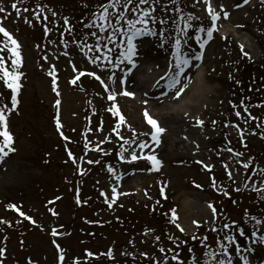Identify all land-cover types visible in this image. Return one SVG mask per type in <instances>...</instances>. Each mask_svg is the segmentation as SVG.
Wrapping results in <instances>:
<instances>
[{
    "label": "rangeland",
    "instance_id": "rangeland-1",
    "mask_svg": "<svg viewBox=\"0 0 264 264\" xmlns=\"http://www.w3.org/2000/svg\"><path fill=\"white\" fill-rule=\"evenodd\" d=\"M107 2L0 0V6L5 8V12L0 13V25L20 44L23 64L19 71L24 74L17 97L21 108L17 106L7 114L9 130L15 135L12 146L16 151L0 163V220L6 221L0 223V248L6 249L0 261L3 264H151V261L160 263L167 256L169 259L163 263L176 264L169 262L173 252L168 250H174L181 259L184 256L179 250L186 245L190 259L197 258L199 264L203 260L205 264H214L212 257L204 253L215 252L220 256L223 244L229 248L233 264H244L241 256L247 258L248 264H264V242L261 241L264 237V171H261L264 170V0H249L248 4L243 0H211L220 17L210 40L206 31H197L211 26L205 0H149L147 5H141L155 8V12L147 25L137 27H147L157 33L135 41L136 67L151 76V83L141 92L125 87L129 74L138 69L120 57L124 47L120 45L119 33L110 43L96 26L101 22L93 14L98 17L100 6ZM13 3L17 4L21 15L17 16L12 9ZM221 5L228 12L227 18L223 16ZM176 8L180 11H175ZM45 16L47 20L43 19ZM126 16L132 18L133 14L128 12ZM181 16L193 17L189 21L193 27L187 34L177 31V25L183 28ZM65 17L69 25L64 24ZM25 18L31 24L26 23ZM112 22L115 23L114 17ZM45 25L52 29L47 35ZM68 27L72 28L71 32L66 31ZM161 31L163 37L159 35ZM91 32L98 33L100 42L112 49L108 55L111 63L103 59L95 64L89 61V57L108 52L104 48L97 52L84 47L85 42L89 46L98 43L96 37L89 35ZM197 36L201 41H208L203 49ZM177 37L182 41L181 54L190 59L187 70L190 66L199 70L196 75L200 91L191 92L189 96L183 92L176 96V91L185 88L191 68L181 74V83L175 88L168 86L169 80L163 84L168 79L165 73H171L170 65L175 63L172 47ZM5 41L0 33V48ZM197 54H201V59H195ZM0 55L11 69L7 50ZM257 63L262 65L259 71L252 66ZM129 68L133 71L129 72ZM53 70L59 96L52 90L53 76L49 73ZM81 71L84 75L76 79ZM89 72L95 75H88ZM73 79H76L75 84L71 82ZM77 83H90V90L99 91L102 95L97 101L98 108L105 111L100 124L96 123L93 130L90 124L84 134L76 127L81 126V107L89 102V99L85 102L88 91L83 97V89L75 88ZM158 89L167 100L166 109L160 111L173 113L174 117L171 130L159 134V144L152 140L153 129L144 115L150 101L146 98L157 100L153 91ZM126 91L133 95H124ZM57 99L59 106L55 104ZM3 103L11 105V89L0 80V104ZM34 103L39 109L38 116L32 109ZM113 105L119 115L109 111ZM244 107L249 111L244 112ZM237 111L241 112L240 117L236 116ZM260 112L263 118L258 119ZM57 113L60 133L71 126L78 138L74 139L73 148H70L72 143L66 145L76 158L75 163L63 155L62 146L49 134L53 124L56 126ZM148 113L152 117L151 109ZM249 113L256 119H249ZM87 115L93 117L90 112ZM141 142L148 147L141 150L138 147ZM82 144H87V148L80 153ZM229 148L232 152L227 150ZM133 150L139 157L135 161L131 160ZM237 152L242 155L236 156ZM118 153H122L124 159ZM144 155L159 159L158 169H154L152 163H145ZM89 160L98 163L90 164ZM244 163H248V169L243 167ZM229 171L232 180L228 177ZM204 173L211 176L207 181ZM162 176L171 200L167 201L169 198L165 196L166 205L173 203L165 210L173 214L170 232L180 239L168 248L157 242L160 231L164 230L163 218L143 212L135 202H147L148 194L159 185L158 179ZM221 189L230 195H223ZM77 197L87 203L77 204ZM209 203L217 209L215 217ZM9 204L16 205L24 217L19 218L7 207ZM163 204L156 202L153 206L159 209ZM120 214L126 215L129 221H123V215L119 218ZM194 221L199 222V226ZM226 223L229 228L223 227ZM53 228L58 235H52ZM226 233L234 241L224 239ZM204 237L207 239L202 244L200 239ZM187 239L191 240L188 242H192V249ZM168 240L170 245L171 240ZM161 248L165 249L164 253ZM61 251L63 262L59 258ZM89 251L94 255L88 256Z\"/></svg>",
    "mask_w": 264,
    "mask_h": 264
},
{
    "label": "snow or ice",
    "instance_id": "snow-or-ice-1",
    "mask_svg": "<svg viewBox=\"0 0 264 264\" xmlns=\"http://www.w3.org/2000/svg\"><path fill=\"white\" fill-rule=\"evenodd\" d=\"M149 2V0H138V2L134 3V0H108L107 4H103L101 5V11L99 13V16L97 17L95 14L94 18L98 21H100L101 23H98L96 26L99 28L100 32H104L106 38L108 39V41L114 42L113 41V37L117 36V34L119 33V38H120V45L124 47L123 51H120V57H122L124 60H126L128 62V64H130L132 66V68L136 67V61L134 60V57L137 56V44L135 43V41L137 40L138 37H142V36H147V35H157L156 32H152L150 29H148L147 27H137V25H147L149 23V18L152 17V13L155 12V8H149V7H141V5H147ZM155 2V0H154ZM244 4H248L249 0H243ZM205 4L207 5L208 8V13L211 17V26L207 27V29H205L204 27H200L197 29L198 32H205L207 33V37L208 40H210L212 38L213 35V31L216 28V21L219 19L220 17V12H217L214 10L213 5L211 3V0H205ZM132 5V7L130 8L129 6ZM237 7H240L239 4L236 5ZM12 9L15 10L16 15L19 16L21 15V10L17 7L16 3H13L11 5ZM39 7V6H38ZM110 9L112 10V12L110 13ZM122 9V10H119ZM224 6L221 5V11L223 12V16L225 18L228 17V12L224 11ZM24 11H28V9H24ZM175 11L179 12L180 9L176 8ZM5 12V8L0 6V13H4ZM132 13L133 17L129 18L128 16H126V13ZM138 13V15H137ZM53 17L56 16V13L53 12L52 13ZM113 17L115 18V23L112 22ZM37 19H40L39 15H37ZM43 19L47 20L48 17H43ZM181 21L183 22V28H180L179 25L176 26L177 31L178 32H184L185 34H187V30L192 28L193 25L191 23H189L190 20L193 19V17L189 16L187 18L181 16L180 17ZM25 22L31 24L30 20H27V18H25ZM153 22L154 19H153ZM161 23H163V21H161ZM64 24L65 25H69V21L68 19L65 17L64 18ZM126 25V27H125ZM107 29H112L111 32H108ZM52 29L48 28L46 25L44 27V33L45 35H47ZM66 31L71 32L72 28L68 27L66 29ZM0 33L3 34V36L6 38V41L4 42L3 48H0V52H3L5 49L7 50V52L10 54V59H11V69H9V67H6L5 65V57L3 55H0V80H3L4 84L6 85L7 88L11 89V105L9 106L7 103H3L0 104V137H2V140H0V161H2L5 157H7L9 155V153L11 152H15L16 149L12 146L14 143L13 140V135L9 130V126H8V115L11 112H13L14 110H16L17 105L19 103L18 101V94L21 88V84H20V78L21 76H23V72L19 71L20 67L23 64V58L21 56V52H20V44L18 43V41L12 36V34L7 31L2 25H0ZM89 35L96 37L98 43L93 45V46H89L86 42L84 43V47L88 48L89 51H97V52H101L102 48L104 49H108L107 53H103L102 55H96L95 57H89V61L93 64H95L97 61L99 60H107L109 63H111L110 60H108V55L112 52V49L108 48L107 44H102L100 42V37L98 35V33L96 32H91L89 33ZM159 35L161 37H163L164 33L163 31H161L159 33ZM61 37H63V33H61ZM197 42L199 43V46L201 49L204 48L205 44L208 42L207 40H203L201 41L200 37L197 36L196 37ZM62 43H65V41H63V39L61 40ZM181 39L179 37L176 38L172 50H173V56L175 58V63L174 65H170L172 71L171 73H165L166 76L169 77V84L168 86L170 88H175L177 85H179L181 83V73L184 72V69L186 67H188V65L190 64V59L187 55H182L181 54ZM186 43V41H185ZM79 46V45H78ZM81 51H83V49H81ZM65 55H67V53H65ZM245 55L247 56L248 54L245 53ZM196 60L201 59V54H197L195 56ZM69 63H71V61H69ZM73 68L75 70V65H73ZM128 71H131V68L128 69ZM49 75L53 76L52 79V90L53 92H56L57 96H59V92L57 91V84H56V77L54 74V70L53 72H50ZM84 75V72L81 71L79 72V75L76 77V79H79V76ZM88 75H95V73L89 72ZM76 79H73L71 82L73 84L76 83ZM96 79L100 80L99 76H96ZM111 79V77H110ZM102 84H104V81L101 80L100 81ZM238 84L240 83V81H236ZM121 83H123V81H121ZM107 85L105 84V88L107 89ZM184 91V87H180L179 89H177L176 91V96H179L182 92ZM124 95H133V93L131 92H124ZM109 99H112V96L109 95ZM243 103V101L241 102ZM55 104L57 106H59L60 104V100L57 99L55 101ZM235 107V105H234ZM109 111L113 112V115H119L118 111L115 110V105H113L112 109H109ZM248 108L244 107V112H248ZM145 118L147 120V122L152 126V133H151V137L152 140L154 142H156L157 144H159L160 140H159V134L163 133L165 131V129H163L162 127H160L158 125V122L153 119L149 113L147 111H145L144 113ZM236 116L240 117L241 116V112L237 111L236 112ZM249 119H256L255 117H252L251 114L249 113ZM123 121V117H121V122ZM55 123H56V128L57 131H60L61 129V122L58 118V113H57V118H55ZM199 124H203V121H198ZM213 123L215 124L216 122L213 121ZM245 123H247V119L245 120ZM61 136L67 140L68 137H65L63 135V133H60ZM241 140H243V133L241 131ZM125 143H128L127 140H125ZM85 147L87 148V144H85ZM138 147L143 150L144 148H147L148 145L147 143L141 142ZM121 149L126 151L124 149V146L121 145ZM229 152H232V149L229 148L227 149ZM118 155H120L121 159H124V156L122 153H118ZM236 156H240L242 155V153H235ZM68 156L70 159H72L73 163L76 162V158L74 157L73 153L71 151L68 152ZM147 160L151 161L153 168L154 169H158V167L161 164V161L159 159H157L154 155H147L145 157ZM139 159L138 155L136 154V152L133 150L132 154H131V160L135 161ZM88 163H98V161H91L89 160ZM205 167H209L208 165H205ZM243 167L245 169H248L249 165L248 163H244ZM225 168L227 169V165H225ZM109 171H112V168L109 166ZM264 171V170H261ZM81 174H83V171H81ZM228 177L230 180L233 179L232 173L229 171L228 172ZM215 186V185H214ZM257 191H259V189H255ZM221 191H223L221 189ZM236 191H240V189H236ZM163 194V192H162ZM101 195H104V193L102 192ZM223 195L225 196H229L230 193H228L227 191H223ZM113 197H115V189H113ZM56 199H59V197H57ZM77 204L80 203H87V201H81L79 199V197H77ZM209 208L212 211L213 217L216 216L217 214V209L215 208V206L211 203H209ZM8 208H12V209H16L17 211H19V209L17 208L16 205L13 204H9L7 205ZM109 207H111V203H109ZM21 216H24L25 214L23 212H20ZM28 219H31L30 217H26ZM6 221H2L0 220V223H5ZM34 223V221H33ZM193 223L197 224V226H199V222L194 221ZM177 228H180V225L177 224L176 225ZM224 228H229V224H224L223 225ZM180 231L183 232V229L180 228ZM213 231H215V229L213 228ZM52 235L56 236L58 235L57 231L55 228H53L52 231ZM244 232L243 230H240V236H243ZM253 235H255V233H253ZM157 239H159V237H157ZM169 239H172L171 237H169ZM193 239H196L195 236H193ZM207 238H201L200 242L203 244L205 242ZM224 239L228 240V241H234V238L232 236L227 235V233L224 236ZM261 241L264 242V237H261ZM53 243H56V241H53ZM57 248H59V245H57ZM160 251L162 253L165 252L164 248H161ZM169 252H173V255L171 256V260L172 261H176L177 264H184L183 261L180 260L179 255L177 253L174 252V250L169 249ZM189 251L191 252L192 250L189 249ZM6 249L5 248H0V257H3L5 255ZM236 252L239 253L240 252V248L239 246L236 247ZM229 253V248L226 245L221 244L220 245V256H223V258H220V256H218L215 252H205L204 254L206 256H211L214 264H233V261L231 259V257L228 255ZM88 256H93L94 254L92 252H87ZM109 255H111V252H109ZM142 255H147L142 253ZM60 261L63 262L64 260V253L63 251H61L60 254ZM169 258L167 256L163 257V260L161 261V264H163L164 261H167ZM240 259L244 262V264H248V260L245 256H241ZM0 264H3L2 261H0ZM31 264V262H30ZM192 264H199V261L197 258H193Z\"/></svg>",
    "mask_w": 264,
    "mask_h": 264
},
{
    "label": "bare ground",
    "instance_id": "bare-ground-1",
    "mask_svg": "<svg viewBox=\"0 0 264 264\" xmlns=\"http://www.w3.org/2000/svg\"><path fill=\"white\" fill-rule=\"evenodd\" d=\"M141 67H136L137 70L131 72L129 74V76L127 77L126 80V88L129 91L132 92H141L147 89V86H149V84L151 83V76L150 74L146 73L147 76L144 75V69ZM191 68V66L189 67V69ZM195 67L191 68L192 72L191 75H188L189 78L186 79V86L184 88L183 91V95L189 96V94L191 92H199L200 91V80L198 79V73L199 70H196ZM188 69V70H189ZM187 67L184 69L183 73H188ZM138 72V73H136ZM140 74V75H139ZM182 74V73H181ZM197 74V75H196ZM128 74H126L127 76ZM139 75V76H138ZM183 81V80H182ZM163 84H166V81L163 82ZM157 94L158 91H157ZM149 100V99H147ZM165 102H167V100H162L157 96V100L155 99H151L147 105V112L149 109H151L153 111L152 113V118L155 119L159 126L162 127L163 129H165L166 131H170L171 130V126L174 124L173 123V113L170 112H161L160 110L166 109V104H164ZM173 117V118H172ZM150 150V149H149Z\"/></svg>",
    "mask_w": 264,
    "mask_h": 264
},
{
    "label": "trees",
    "instance_id": "trees-1",
    "mask_svg": "<svg viewBox=\"0 0 264 264\" xmlns=\"http://www.w3.org/2000/svg\"><path fill=\"white\" fill-rule=\"evenodd\" d=\"M257 66H262V65L261 64H258ZM150 208H151L150 205H148L146 207L147 210H149ZM160 209H161L160 211H157V209L155 210L157 212L156 216H158V218H159V216H160V218L167 217L168 216V213L165 214V210L163 208H160Z\"/></svg>",
    "mask_w": 264,
    "mask_h": 264
}]
</instances>
